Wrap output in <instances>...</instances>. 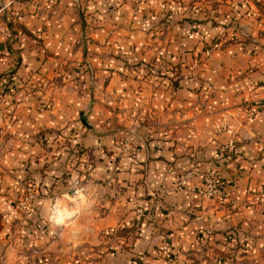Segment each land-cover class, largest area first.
<instances>
[{
  "label": "crops",
  "instance_id": "1",
  "mask_svg": "<svg viewBox=\"0 0 264 264\" xmlns=\"http://www.w3.org/2000/svg\"><path fill=\"white\" fill-rule=\"evenodd\" d=\"M130 2L81 0L85 24L75 0H12L0 10V262L14 264L19 250L4 202L26 178L65 186L70 160L50 156L64 139L95 195L70 222L68 243L53 240L48 200L36 199L28 234L50 252L44 264H264V35L222 33L233 12L255 16L264 0H229L217 23L202 0H171L183 22L164 35ZM159 2L143 6L151 14ZM210 42L206 60L193 62ZM133 124L138 149L120 154ZM169 167L194 172L179 186ZM204 172L225 194L197 192Z\"/></svg>",
  "mask_w": 264,
  "mask_h": 264
},
{
  "label": "rangeland",
  "instance_id": "2",
  "mask_svg": "<svg viewBox=\"0 0 264 264\" xmlns=\"http://www.w3.org/2000/svg\"><path fill=\"white\" fill-rule=\"evenodd\" d=\"M76 5V12L78 14L79 20L82 21V23H86V17L90 15L91 11H87V8L85 5L81 4V0H75ZM206 7H208L211 11L209 14L211 16H216L219 12L218 8L224 9V5L228 4L229 0H202ZM147 0H131L130 2V11L132 15L136 14H142L144 17L148 16L149 19L152 20L153 25L149 28V32H155L159 31V34L164 35L165 31L169 29H173L174 26L181 25L183 22V19H179L177 17L183 18L180 14H183L181 12L178 13L177 17H172L171 11L168 10V6H166V3L171 2V0H160V5L163 7L159 11L152 10L151 14L147 12V8L143 5H146ZM12 5V0H0V10H6L10 8ZM167 7V9H166ZM220 9V10H222ZM0 11V13H1ZM227 11V10H225ZM224 13V12H223ZM240 13V18L236 17V14ZM233 12L230 15H227L226 17H223L224 20H228L226 23L223 24L224 29L222 30V33L224 37H227L228 39H235L237 36L240 37L243 40H249L251 37L254 36H260L264 35V11H259L255 16L252 15H246L247 12L243 9L242 12ZM229 14V12H227ZM212 19L213 23H217ZM239 19V21H237ZM9 22L12 23V21L9 20ZM233 26L235 28H233ZM227 27V28H225ZM232 28V29H231ZM165 29V31H163ZM238 31V34H235L233 32ZM231 36V37H230ZM230 37V38H229ZM220 38L215 39L214 41H219ZM81 42V39L78 40ZM212 41V42H214ZM217 46L215 43H209L206 44L204 47H202V50L204 52V57L202 56L193 60V62H196L200 64L201 62L205 61L209 52L212 50V47ZM192 60H190L191 62ZM160 62H162V58H159L158 60H154V64L147 65V69L149 71H154L153 69L159 70L160 69ZM138 126L136 124H133L129 126L123 135L121 136L118 147L120 154H123L122 150L120 149V143L121 140L124 138L126 132L133 131L138 138L137 145L139 146V134L137 130ZM55 138V137H54ZM53 138V140H54ZM53 140H50L52 144H50V147L53 146ZM66 140L62 139L61 141L58 140V143L54 145V151L51 152V157L57 156V153L60 154L62 152H66V160L65 163L68 162V167L66 169V172L62 175L63 181L65 182V186L62 189L52 190V185H50L48 188H44L42 185H40V182L37 183L35 181L34 177H30L32 179L26 178L25 180L20 181V186L17 189V192L15 195L12 196L11 200H8V202H4L7 207L12 209L13 214L17 216L15 219L12 218L10 225L16 221L17 226V233L16 237L18 236V245L19 250H15V263L14 264H44L45 257H48L46 253L50 252H43L36 249L34 245V239L30 237V234H28V231L31 232L34 226H37V222L39 219L35 216V214L38 211V204L36 205V199H43L48 200L47 203V212L45 217L43 218L45 220L44 226L45 229L51 228L52 235H54L53 240H61L65 242H70L71 239L68 237L70 232V223L72 219L79 214V212L86 210L88 204H89V197H93L95 193L91 192L90 188H88L87 181H85L84 178L81 177V175L77 172L75 169V163L78 160L76 154H70V151L73 149L65 142ZM61 142V143H59ZM60 150V151H58ZM61 155V154H60ZM49 156L46 155V159ZM212 174V173H210ZM215 177H217L215 174H212ZM116 172L113 171L111 174V177L109 178V181L115 179ZM218 178V177H217ZM34 179V180H33ZM75 179H77V182H75ZM219 179V178H218ZM220 180V179H219ZM221 181V180H220ZM43 188H42V187ZM27 188H30L33 190V194L30 198H28L27 203L28 207H22L21 201L25 200V197L27 196ZM75 190H77L75 192ZM264 190V188L262 189ZM2 193V192H1ZM4 194V193H3ZM58 208V214L53 217L51 215V210L53 207ZM34 212V213H33ZM34 214V215H33ZM136 221H139V218L135 217ZM15 226V223H14ZM64 232L65 235H61V232ZM33 239V240H32ZM32 240V241H31ZM52 240V241H53ZM17 245V242L15 243ZM6 252L4 249H0V259L5 257ZM19 259H24L22 262ZM2 260V259H1ZM19 260V261H18ZM0 264H2L0 262Z\"/></svg>",
  "mask_w": 264,
  "mask_h": 264
},
{
  "label": "built area",
  "instance_id": "3",
  "mask_svg": "<svg viewBox=\"0 0 264 264\" xmlns=\"http://www.w3.org/2000/svg\"><path fill=\"white\" fill-rule=\"evenodd\" d=\"M138 138L137 135L131 130L126 132L124 138L121 140L120 143V149L122 150L123 154H130V153H134L137 149H138ZM168 170L170 172H175L173 167H169ZM193 170H188V171H183V172H177L176 176H177V185L179 186H185L186 185V181L187 178L189 176H191V174L193 173ZM203 180L202 183L197 187V192L206 196H216V195H223L225 194V190H224V186L222 181H220L217 177H215L214 175L210 174V173H203ZM75 182H77V179H75ZM77 190H75L76 192ZM33 194V190L30 188H27V196L25 197V200L21 201V206L22 207H28V203L27 200L28 198H30ZM260 196L264 197V190H260ZM58 214V208L57 207H53L51 210V215H53V217H55ZM140 210L137 213V217H140ZM164 249L167 248V245L163 246ZM176 255L173 254L171 256V261H173L175 259Z\"/></svg>",
  "mask_w": 264,
  "mask_h": 264
}]
</instances>
